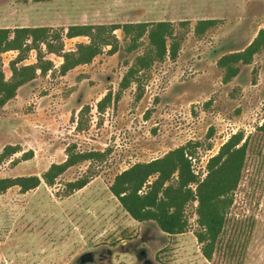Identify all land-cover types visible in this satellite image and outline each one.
<instances>
[{
    "label": "rangeland",
    "instance_id": "obj_1",
    "mask_svg": "<svg viewBox=\"0 0 264 264\" xmlns=\"http://www.w3.org/2000/svg\"><path fill=\"white\" fill-rule=\"evenodd\" d=\"M207 20L215 24L197 32ZM161 21L174 25L178 56L141 71L128 89L120 84L150 51L147 36L131 52L132 38L118 30L116 53L104 47L92 63L61 73L60 56L90 42L66 37L69 27ZM38 27L61 33L64 51L52 54L40 45L53 68L46 75L38 71L0 109V154L9 145L19 151L1 166L0 179L42 177L67 160L71 145L106 155L68 169L54 186L43 182L25 194L13 187L0 195V264H264V137L251 143L211 261L196 238L197 203L186 209L187 232L171 236L155 222L132 219L110 192L121 172L188 143H199L193 166L204 178L208 161L232 135L257 134L264 121V49L251 65H240L230 83L223 82L218 62L264 30V0H0V29ZM17 55L1 56L8 81ZM38 62L33 50L19 66ZM109 92L113 101L101 113L97 104ZM81 178L90 183L69 193L68 183Z\"/></svg>",
    "mask_w": 264,
    "mask_h": 264
},
{
    "label": "trees",
    "instance_id": "obj_2",
    "mask_svg": "<svg viewBox=\"0 0 264 264\" xmlns=\"http://www.w3.org/2000/svg\"><path fill=\"white\" fill-rule=\"evenodd\" d=\"M215 24L213 20L200 21L197 32L206 30ZM121 30L132 38L129 51H135L139 42L148 37L150 51L137 58L136 63L124 76L120 87L128 89L133 82H138L141 71L150 69L156 62L166 58L176 59L180 50L175 37L174 25L171 22L137 23L125 25H76L67 29L66 37H86L88 44L77 45L75 51L65 52L61 73L83 65H88L101 54L104 47H110L111 53L118 50V41L114 32ZM171 40V44L168 41ZM61 33H52L46 27L0 29V67L1 56L9 51L18 53L11 62L12 78L7 80L0 68V109L16 98L18 90L35 80L38 71L46 75L52 68L51 61L45 62L40 45H45L49 53L57 54L64 51ZM57 42L60 44L57 46ZM56 43V44H55ZM264 49V30H261L254 41L244 50L230 53L220 58L218 65L224 70V83H230L240 72V65H251L256 55ZM37 51V65L19 66L28 59L31 51ZM120 99V94L115 101ZM113 101L109 92L98 104L99 112H104ZM86 107L80 111L82 118ZM82 127V120L78 128ZM257 134L244 135L243 132L232 135L207 164L204 178L197 174L193 166V156L199 143H188L168 152L161 158L150 162L137 163L118 174L110 192L119 201L126 213L139 223L155 222L159 229L168 235H181L189 228L186 209L191 203H197L196 215L200 231L196 233L202 245L203 256L211 261L219 239L225 228L229 211L234 202V194L242 180L246 161L253 139L258 141L264 137V121L257 127ZM18 148L6 146L0 154V168L5 161L17 154ZM106 152H78L75 145L67 149V160L61 164H53L42 177L29 176L0 179V195L13 187H20L22 193L37 189L43 182L54 186L57 178L68 169L95 159H101ZM28 160V159H25ZM90 183L89 178H81L68 183V192L74 193L84 189Z\"/></svg>",
    "mask_w": 264,
    "mask_h": 264
},
{
    "label": "crops",
    "instance_id": "obj_3",
    "mask_svg": "<svg viewBox=\"0 0 264 264\" xmlns=\"http://www.w3.org/2000/svg\"><path fill=\"white\" fill-rule=\"evenodd\" d=\"M82 190H83V189H82ZM80 191H81V190H80ZM118 202H119V201H118ZM55 231H56V228H55ZM73 235H74V237L72 236V233H71V235L69 236V239H71V240L73 239V240L76 241V239H77V238H76V234L73 233ZM54 236H55V239H56V238L59 239L61 235L57 233V234H55ZM71 244H72V243L70 242V245H71Z\"/></svg>",
    "mask_w": 264,
    "mask_h": 264
}]
</instances>
